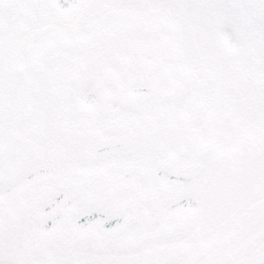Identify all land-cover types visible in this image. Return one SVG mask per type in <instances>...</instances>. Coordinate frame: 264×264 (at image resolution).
I'll list each match as a JSON object with an SVG mask.
<instances>
[{
    "label": "snow or ice",
    "instance_id": "obj_1",
    "mask_svg": "<svg viewBox=\"0 0 264 264\" xmlns=\"http://www.w3.org/2000/svg\"><path fill=\"white\" fill-rule=\"evenodd\" d=\"M0 264H264V0H0Z\"/></svg>",
    "mask_w": 264,
    "mask_h": 264
}]
</instances>
